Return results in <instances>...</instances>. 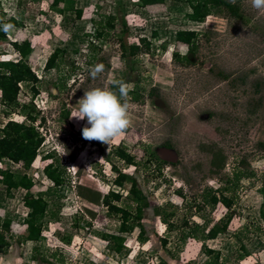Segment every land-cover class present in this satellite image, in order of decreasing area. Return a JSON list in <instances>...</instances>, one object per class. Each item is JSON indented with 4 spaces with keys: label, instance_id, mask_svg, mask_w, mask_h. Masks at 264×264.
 <instances>
[{
    "label": "rangeland",
    "instance_id": "obj_1",
    "mask_svg": "<svg viewBox=\"0 0 264 264\" xmlns=\"http://www.w3.org/2000/svg\"><path fill=\"white\" fill-rule=\"evenodd\" d=\"M2 2L19 25L8 33V41L0 43V58L19 57L10 43L16 38L32 35L36 44L32 63L41 80L34 104L40 110L36 125L45 141L27 172L36 183L35 191H45L50 183L41 156L55 151L67 169L68 182L47 197L45 229L40 239L24 241L23 228L16 230L10 238L11 246L0 253V264H203L208 259L202 250L204 243L222 252L220 264H264L260 217L264 156L257 148V143L264 141V10L254 9L251 0H242L248 22L229 20L222 14L196 22L187 17L188 5H175L173 0L146 8L137 0H66L63 14L50 9V0ZM76 9H83L81 18ZM109 14L129 23L126 41L151 39L152 53L124 57L117 31H111L109 40H96L95 22ZM180 29H196L203 34L193 65L182 66L172 58L175 47L186 51L176 43ZM90 42L101 50H92ZM163 43L167 48L163 49ZM57 47L69 53L56 68L48 70L47 58ZM96 65H103L104 70L93 79L89 70ZM113 80H121L130 88L138 85L142 94L139 101L128 95L132 126L110 146L85 140L82 129L90 126L87 120L71 117L77 102L85 91L110 87ZM56 83L63 87L58 89ZM153 88L157 90L152 96ZM23 91L32 93L27 87ZM4 112L0 104V126L9 119L27 121L21 109L9 116ZM213 144L226 155L225 168L219 174L211 170L212 155L207 149ZM117 145L126 146L138 159L147 148L155 149L166 161L163 176L155 178L153 173L157 172L142 166L137 170L110 156L108 152ZM9 164L22 171L19 164L6 162L5 166ZM113 165L132 173L150 201L174 213V223L181 225L187 219L190 226L169 231L148 208L143 223L149 240L138 243L136 230L124 234L132 247L128 256L109 250L98 233H119V221L102 204L79 195L78 186L101 194L115 189L125 196L128 185L121 188L113 184L118 175ZM236 169L252 175L243 177L229 193L235 198V213L228 230L214 239L203 240L199 231L197 237L183 238V230L197 224L209 229L221 221L228 211L224 205L200 211L194 202L200 201L205 188L219 187L218 180L232 177ZM177 189H182L184 200ZM25 192L0 190V219L10 216L17 223L23 221L29 211L23 202ZM65 235H71L69 245L61 241ZM246 251L248 254L240 258Z\"/></svg>",
    "mask_w": 264,
    "mask_h": 264
},
{
    "label": "trees",
    "instance_id": "obj_2",
    "mask_svg": "<svg viewBox=\"0 0 264 264\" xmlns=\"http://www.w3.org/2000/svg\"><path fill=\"white\" fill-rule=\"evenodd\" d=\"M165 1L137 0V4L146 8L151 5L162 4ZM173 2L175 5H188L187 17L196 22H203L209 15L214 14H222L229 20L249 21L244 15L242 0H235V3L230 2V0H173ZM49 5L51 10L59 14H63L67 10L66 0H50ZM76 12L77 17L81 18L83 9H76ZM4 24H12L17 27L19 21L14 15L5 11L3 2L0 0V43L8 41V33L3 31ZM94 26L93 36L99 41L109 40L112 35L111 31H117L124 57L129 58L142 53H152L154 49L153 41L148 37H140L138 41L133 42L126 41L124 35L130 32L129 23L125 19L120 20L116 15H105V18L97 23L95 22ZM201 35L203 34L196 29H180L176 32V43L186 47L185 52L181 51L179 47L173 49L172 58L176 63L182 66L196 63L195 60L201 45ZM153 36L156 37L157 32H154ZM10 43L19 57L17 59L0 58V104L5 108L4 113L6 116L21 109L25 113L27 121L9 119L3 126H0V190L11 193L17 189H24L26 192L23 196V202L29 211L22 222L17 223L10 216L0 219V253H4L11 246L10 238L16 230L23 228L21 238L24 241L36 242L40 239L45 229L43 218L48 209L47 197L54 193L53 189L62 187L68 182L67 169L55 151H48L41 156L43 172L50 183L45 191H35L36 183L27 172L39 157L40 149L45 141L39 125H36L40 110L34 104V98L40 93L39 83L41 79L33 69L32 58L36 50L34 37L27 35L23 38H16ZM167 45V43H163V49L167 48ZM90 47L92 50H101V47L94 42H90ZM67 53H69L67 49L57 47L47 58L45 68L48 70L56 68ZM24 87L32 91L31 95L24 93ZM56 87L61 89L63 84L56 83ZM110 87L113 91L117 90L112 84ZM156 90L157 88L151 89L150 94L153 96ZM22 94L24 97L21 96ZM128 95L135 101L142 98L138 85L133 88L128 87ZM257 148L263 152L264 156V141L258 142ZM207 150L212 155L211 170L219 174L225 168L226 155L215 144L209 146ZM108 153L127 165L135 166L137 170L142 166L145 169L157 172L153 173L155 178L163 176L162 168L166 161L155 149L147 148L140 159L124 145L113 146ZM6 162L19 164L22 171L14 170L10 164L5 166ZM152 165H155L156 168L152 169ZM113 168L118 172L113 184L121 188L128 185L125 196L121 191L115 189H110L107 193L101 194L82 185L78 186L79 195L97 204H102L107 208L108 214L119 221V233H98L100 238L107 242L109 250L121 256H128L132 251V247L129 246L128 237L124 234H132L136 230H138L136 238L138 243L144 244L149 240L146 226L143 223L148 208L153 209L155 216L167 225L169 231L183 226H190L187 219L181 225L174 223L171 220L174 213H170L164 206L150 201L132 173L119 171L116 165H113ZM248 174L236 169L232 177H221L218 180L221 183L219 187L205 188L200 195V201L195 199L194 206L202 211L206 207L215 209L219 204H222L228 211L222 216L221 221L209 227V229L202 228L197 224L194 228L190 227L189 231L183 230L182 237H197L199 231L202 239L208 240L216 238L222 232H226L235 213L232 210L235 198L233 194L229 195V193L235 191L243 177L252 175V173L251 175ZM177 192L184 200L185 195L182 189H177ZM260 193L264 198V181L260 187ZM260 217L264 226V201L260 207ZM76 226L80 227L79 224ZM61 241L69 245L72 242L71 235H65ZM163 242L166 244L167 239L163 238ZM202 250L205 255H208V259L203 264H220L222 258L220 250L209 247L206 243L203 244ZM247 254V251L244 252L240 255V258H244Z\"/></svg>",
    "mask_w": 264,
    "mask_h": 264
},
{
    "label": "clouds",
    "instance_id": "obj_3",
    "mask_svg": "<svg viewBox=\"0 0 264 264\" xmlns=\"http://www.w3.org/2000/svg\"><path fill=\"white\" fill-rule=\"evenodd\" d=\"M235 3V0H230ZM251 6L256 10H264V0H251ZM14 25L4 24L3 31L10 33ZM104 68L103 65L92 67L90 75L97 78ZM111 87H97L85 91L84 96L78 100L76 111L72 118L78 121L87 120L82 129V136L88 141H98L110 146L118 138L124 136L132 126L130 105L128 103V85L121 80H113Z\"/></svg>",
    "mask_w": 264,
    "mask_h": 264
}]
</instances>
